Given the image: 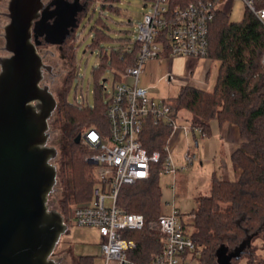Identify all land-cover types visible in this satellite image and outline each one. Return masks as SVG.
Wrapping results in <instances>:
<instances>
[{
	"label": "trees",
	"instance_id": "1",
	"mask_svg": "<svg viewBox=\"0 0 264 264\" xmlns=\"http://www.w3.org/2000/svg\"><path fill=\"white\" fill-rule=\"evenodd\" d=\"M105 1L100 2L101 6H106ZM189 1L194 0H169L171 8ZM91 2L95 1L82 0L83 9L77 14V26L69 30L62 46L69 38L74 43L75 30ZM256 6L264 7V0L256 1ZM104 27L99 29L91 26L95 32L94 43L111 39ZM39 40L45 42L42 37ZM139 48L137 40L121 37L118 46L100 47L99 67L109 62L114 82H117L121 80V73L126 67L134 62ZM263 50L264 26L250 9L245 8L241 20L231 21L227 13L217 8L209 26L205 56L218 64L213 88L207 90L185 84L172 97V118L181 123L184 118L179 111L188 110L191 118L187 123L191 131L199 127L203 132L199 134L205 137L210 133V121L216 119L220 124L229 122L237 125L241 138L240 144L231 153L232 162L240 170L238 178L226 179L214 174L208 194L198 195L195 198L196 206L189 212L193 216L189 222L193 228L192 236L202 249L201 264H217L215 250L221 243L232 249L248 235L254 234L257 237L264 233V66L260 62ZM71 57L75 59V53ZM70 82L67 88L58 91L57 117L53 119V125H61L63 122L69 124L60 140L63 147H67V155L59 172L66 186L60 212L67 224L72 220L71 204L89 200L96 183L95 166L84 160L83 143L77 141L76 137L89 127L103 134L108 130L107 101L100 100L92 106L83 102H69L67 92ZM65 83L68 84V80ZM99 86L95 95L101 99V88L104 89V86ZM170 135L171 127L165 122L153 125L148 121L143 128V146L148 152L159 150L164 153ZM161 167V162L153 163L148 179L121 186L117 204L127 212L143 214L147 220L160 215L161 189L158 174ZM125 236L136 242V247L128 254L134 263L145 264L161 252L160 237L146 228L131 231ZM249 246L241 257L245 258L246 264H253L254 253L249 250ZM79 258L81 264H94L92 255ZM236 260L232 259V264ZM257 262L264 264V258Z\"/></svg>",
	"mask_w": 264,
	"mask_h": 264
},
{
	"label": "built area",
	"instance_id": "2",
	"mask_svg": "<svg viewBox=\"0 0 264 264\" xmlns=\"http://www.w3.org/2000/svg\"><path fill=\"white\" fill-rule=\"evenodd\" d=\"M143 1L150 10L137 26L135 40L140 48L134 62L121 73V80L113 84L107 99L108 130L103 134L89 127L80 134L81 142L91 150L86 160L95 166L96 183L90 199L72 207V220L96 228L100 264H140L130 260L128 254L136 242L125 234L144 228L157 234L162 243L161 252L145 264H201L202 249L190 230L192 215L184 221L172 206L171 213L147 220L141 213L125 211L117 204V196L121 186L148 179L153 163H162L161 172H175L168 141L164 153L148 152L143 146L142 133L148 121L153 125L165 122L171 133L176 129L191 131L189 124L172 118L170 101L150 96L140 84L145 63L165 50L172 57L206 56L210 23L217 3L225 0H194L173 8L169 0ZM240 1L264 26V7L256 6L258 0ZM260 62L264 66V50ZM194 130L203 134L199 127ZM193 156L188 152L184 155L187 162Z\"/></svg>",
	"mask_w": 264,
	"mask_h": 264
},
{
	"label": "water",
	"instance_id": "3",
	"mask_svg": "<svg viewBox=\"0 0 264 264\" xmlns=\"http://www.w3.org/2000/svg\"><path fill=\"white\" fill-rule=\"evenodd\" d=\"M82 9L80 0L8 1L3 32L8 55L0 56V264H61L52 254L68 227L48 203L57 181L52 162L57 148L48 144L57 99L43 83L51 66L37 46L43 37L61 48ZM253 236L232 249L221 243L216 263L239 259Z\"/></svg>",
	"mask_w": 264,
	"mask_h": 264
},
{
	"label": "rangeland",
	"instance_id": "4",
	"mask_svg": "<svg viewBox=\"0 0 264 264\" xmlns=\"http://www.w3.org/2000/svg\"><path fill=\"white\" fill-rule=\"evenodd\" d=\"M8 1L4 0L1 3V9L5 12H7ZM94 1L89 5L86 14L81 17L79 26L75 30L76 39L74 43L72 38L65 40L61 50L57 44L45 42L37 46L44 63L51 66L50 72L47 70L43 72V83L49 86L57 99V106L59 102L58 91L63 87L67 88L69 81H71L67 92L69 102H83L92 106L97 101H107L115 82L113 69H110L109 62L104 67H99L101 63L98 56L99 49L100 47L118 46L121 37H129L132 41L135 40L137 26L141 22L143 14L150 10V5H145L143 0H107L104 2L106 6H101L99 2ZM217 6L225 13H227V10L230 11V19L241 18L245 10V6L240 0L219 1ZM8 20L6 16L0 17V56L8 55V52L3 48L5 42L3 37L4 26L8 23ZM91 26H96L99 29L105 26L104 30L111 39L94 43L95 32L94 28L91 29ZM91 44L92 46H90ZM74 53L75 59L71 57ZM165 62L164 60L159 61L155 75L150 78L149 82L144 84V75L141 74L140 76V83L145 85L143 86L147 88L149 95L152 97L166 98L173 103L172 97L178 93L182 86L180 78L195 82L197 88L207 87V90H211L215 84L218 69L215 60L205 56L189 55L178 56L171 61L168 67L165 66ZM94 68L96 69L95 73H93ZM167 69H170V71ZM75 71L77 75H74ZM104 78L106 80L103 81ZM66 80H68V84L65 83ZM100 84L104 86V89L101 88L103 93L101 99L95 95L97 87L100 89ZM57 106L49 118L48 130V144L57 148V155L52 161L57 168V181L54 190L49 195L48 203L51 208L61 211V201L65 196L66 186L62 182L59 172L63 163L66 162L67 147H63L60 140L64 137V131L68 129L69 124L63 122L61 125H53V119L57 117ZM179 113L184 118L181 123L188 124L191 113L185 109L180 110ZM182 146L178 148L185 152L186 145L182 144ZM82 149H84L83 155L84 160H86L91 150L84 144ZM175 150L177 149H174V152ZM171 152L173 153V149ZM195 165L196 163L191 167L177 168L178 174L175 178H173L172 172H160L158 174L161 189V213H171L172 206H174L185 221L190 215L189 212L196 206L195 197L199 194L198 192L208 194V188L204 187L206 186L205 182L208 180L207 166L199 169L195 168ZM75 204L77 203L71 204V208ZM67 227V231L61 235L52 257L54 259L61 258L63 264H81L80 256L92 255L94 256V264H99L100 236L96 228L78 224L74 220H71ZM190 230H193L192 226H190ZM249 250L254 253L253 264H257V261L264 258V233L259 234L257 237L253 236ZM235 264H246V260L241 257L236 260Z\"/></svg>",
	"mask_w": 264,
	"mask_h": 264
},
{
	"label": "crops",
	"instance_id": "5",
	"mask_svg": "<svg viewBox=\"0 0 264 264\" xmlns=\"http://www.w3.org/2000/svg\"><path fill=\"white\" fill-rule=\"evenodd\" d=\"M229 13L230 11L227 10L228 16ZM242 16L239 19H230L229 17V20L239 21L242 19ZM177 57L178 56L172 57L169 55L167 51H162L157 58H152L148 60L145 63L142 72V75H144L143 83L145 84L146 82H149L150 78L154 77L157 64L159 63L160 60L166 61L165 66L168 67L171 61ZM167 70L170 71V69ZM179 80L181 85L188 84L192 86H197L195 82H190L186 78H180ZM200 88H204V87H200ZM204 89H208V88L205 87ZM209 126H210L209 128L210 133L205 137L201 136L199 133L195 131L185 132L182 131L181 129H176L171 133L168 139L171 151L173 149V153L171 152V157L175 165V172L173 173V178H175V176L178 174L177 168H183L185 166L191 167L195 163H196L195 168L197 167L199 169H202L204 166H207L208 180L205 182L206 186L204 187H207L208 190L210 187L211 177L214 174L226 179L238 178L240 174V170L232 162L231 153L240 144L241 141L239 129L237 125L233 123L225 122L220 124L216 119H212L209 123ZM182 144L186 145L185 152H182V149L179 150L178 148L179 146L181 147ZM174 149L177 150H175L174 152ZM187 152L194 155L190 162H187L184 157L185 153ZM211 164L212 166H210ZM198 193L199 194H197L196 197L198 195H202L200 194L201 192ZM100 263H101V259L99 264Z\"/></svg>",
	"mask_w": 264,
	"mask_h": 264
},
{
	"label": "flooded vegetation",
	"instance_id": "6",
	"mask_svg": "<svg viewBox=\"0 0 264 264\" xmlns=\"http://www.w3.org/2000/svg\"><path fill=\"white\" fill-rule=\"evenodd\" d=\"M69 1H71V0H69ZM80 1L82 2V0H80ZM2 2H4V0H0V17H1V16H5V11H4L3 9H1V7H2V4H1V3H2ZM44 2H45V1H44ZM50 2H51V0H48V1L45 2V4L48 5V4H50ZM52 7H53V6L50 5V6H49V9H51ZM42 38H43V37H42ZM59 49L61 50L62 47H61V48L59 47ZM57 260H59L60 263L63 264L61 258H58Z\"/></svg>",
	"mask_w": 264,
	"mask_h": 264
}]
</instances>
